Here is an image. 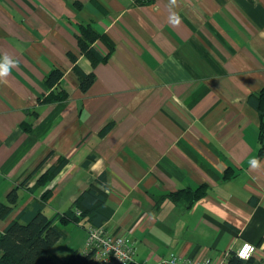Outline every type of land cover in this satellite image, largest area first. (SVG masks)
<instances>
[{"label":"crops","instance_id":"1","mask_svg":"<svg viewBox=\"0 0 264 264\" xmlns=\"http://www.w3.org/2000/svg\"><path fill=\"white\" fill-rule=\"evenodd\" d=\"M171 11L170 0H0V60L18 62L0 82V201L22 186L0 231L39 201L37 175L22 183L53 152L40 172L68 163L45 214L100 189L104 226L133 243L135 264L169 253L226 264L244 243L264 262V0H176ZM80 25L102 36L105 61L82 54ZM74 67L94 74L88 89ZM54 69L67 97L46 104ZM198 189L192 203L180 192ZM87 227L63 225L54 255L87 252Z\"/></svg>","mask_w":264,"mask_h":264},{"label":"trees","instance_id":"2","mask_svg":"<svg viewBox=\"0 0 264 264\" xmlns=\"http://www.w3.org/2000/svg\"><path fill=\"white\" fill-rule=\"evenodd\" d=\"M102 36L90 25H80L78 35V45L83 55H85L93 66L107 59L108 55L102 56L94 48V42ZM74 72L79 80V87L86 90L94 81V74H84L77 67ZM62 71L54 69L46 77V84L53 88L44 98V103H55L66 99L67 92L57 89L62 79ZM259 100L264 103V88L259 93ZM261 116H263L261 114ZM110 128L108 125L102 130L101 135ZM54 156L53 152L40 162L35 170L25 178L22 185L27 186L31 177L37 178L30 191L44 190L39 201L31 204V209H24L12 220L3 231H0V264H102L95 258L94 250L87 252H73L67 259H58L51 249L64 236L63 225L70 223L82 224L83 226H101L104 225L105 218L100 215L98 208L104 204L105 195L96 187H90L84 190L70 207L69 213L58 216H48L44 208L52 192L46 187L55 179L59 172L68 163V159L57 156L56 161L40 172L45 164ZM93 156L89 157L84 166L90 164ZM18 187L12 188L7 196L6 202L0 201V219H5L16 207L18 203ZM180 192L189 195V202L192 203L201 197L198 190ZM181 194H171V198L177 200ZM77 211L80 213L77 214ZM57 260V261H56ZM127 264H135L133 261ZM226 264H264L263 260H257L251 256L248 260L238 259L237 253H231L227 256Z\"/></svg>","mask_w":264,"mask_h":264},{"label":"built area","instance_id":"3","mask_svg":"<svg viewBox=\"0 0 264 264\" xmlns=\"http://www.w3.org/2000/svg\"><path fill=\"white\" fill-rule=\"evenodd\" d=\"M79 213L80 212L77 211V214ZM86 246L88 249L94 250L95 258L102 264H127L133 261V256L135 253L133 243L127 239L126 236L120 232H110L104 225L87 227ZM242 248L243 246L241 249ZM253 249L254 250L250 253V257L255 251L254 246ZM157 264L207 263L199 257L169 253L168 255L162 257ZM212 264L218 263L215 261Z\"/></svg>","mask_w":264,"mask_h":264},{"label":"clouds","instance_id":"4","mask_svg":"<svg viewBox=\"0 0 264 264\" xmlns=\"http://www.w3.org/2000/svg\"><path fill=\"white\" fill-rule=\"evenodd\" d=\"M176 0H170V11L175 7ZM169 23L178 24L180 23L179 14L175 11H171L169 17ZM18 62L16 60H9L7 57H4L0 60V82H4L6 78L10 75L11 70L14 67H17ZM249 165L252 169H258L260 167V162L257 158L253 157L249 161ZM253 246L248 243H244L243 248L237 253L238 259L248 260L250 259V253L253 251Z\"/></svg>","mask_w":264,"mask_h":264},{"label":"rangeland","instance_id":"5","mask_svg":"<svg viewBox=\"0 0 264 264\" xmlns=\"http://www.w3.org/2000/svg\"><path fill=\"white\" fill-rule=\"evenodd\" d=\"M70 226H71V225H70ZM70 226H68V228H70ZM53 249H54V248L51 249V252H52L53 254H55ZM56 261H57V260H56Z\"/></svg>","mask_w":264,"mask_h":264}]
</instances>
